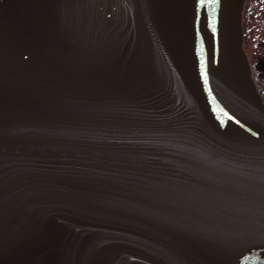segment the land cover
Wrapping results in <instances>:
<instances>
[{
    "label": "water",
    "instance_id": "95a60500",
    "mask_svg": "<svg viewBox=\"0 0 264 264\" xmlns=\"http://www.w3.org/2000/svg\"><path fill=\"white\" fill-rule=\"evenodd\" d=\"M240 6L135 1L133 33L169 95L164 112L90 71L24 56L0 31L7 194L87 237L92 258L264 264V105L245 77Z\"/></svg>",
    "mask_w": 264,
    "mask_h": 264
},
{
    "label": "flooded vegetation",
    "instance_id": "af4514ba",
    "mask_svg": "<svg viewBox=\"0 0 264 264\" xmlns=\"http://www.w3.org/2000/svg\"><path fill=\"white\" fill-rule=\"evenodd\" d=\"M17 1L23 10L10 13L8 8ZM134 4L135 0H0V31L23 55L56 62L62 69L71 66L67 72L104 68L97 75L113 82L119 94L163 112L169 108L167 95L160 92L157 74L133 33ZM239 17L251 77L264 81V0H242ZM65 231L59 221L11 198L0 184V264H96L99 256L92 258L93 251L62 250ZM80 238L77 235L78 244Z\"/></svg>",
    "mask_w": 264,
    "mask_h": 264
},
{
    "label": "rangeland",
    "instance_id": "374dc122",
    "mask_svg": "<svg viewBox=\"0 0 264 264\" xmlns=\"http://www.w3.org/2000/svg\"><path fill=\"white\" fill-rule=\"evenodd\" d=\"M12 5L13 6H11L10 9L8 8L10 13L19 14L23 10V8L19 6V5H21V3L19 1L13 3ZM54 64L59 66L56 62H54ZM66 69L71 70L72 68H71V66L63 67V70H66ZM260 83H261L260 84V90L264 92V81H261ZM254 84H255V91L257 93H259L260 95H262L260 90H259V83L254 80ZM61 243H62V250L63 251L81 250V251L92 252L95 248L94 244H91V243L85 241V239H83V237L79 239V244H78V241L76 240L75 236L63 237V239H61ZM58 244H56V245H58ZM124 262H125V258L123 256L116 255V254L112 253V254H105V255L99 256L97 258L96 264H124Z\"/></svg>",
    "mask_w": 264,
    "mask_h": 264
},
{
    "label": "bare ground",
    "instance_id": "6f19581e",
    "mask_svg": "<svg viewBox=\"0 0 264 264\" xmlns=\"http://www.w3.org/2000/svg\"><path fill=\"white\" fill-rule=\"evenodd\" d=\"M246 79H247V82L250 83L249 79L247 78V76L245 75Z\"/></svg>",
    "mask_w": 264,
    "mask_h": 264
},
{
    "label": "snow or ice",
    "instance_id": "6c2138e0",
    "mask_svg": "<svg viewBox=\"0 0 264 264\" xmlns=\"http://www.w3.org/2000/svg\"><path fill=\"white\" fill-rule=\"evenodd\" d=\"M200 3L203 4L204 3V0H200Z\"/></svg>",
    "mask_w": 264,
    "mask_h": 264
}]
</instances>
